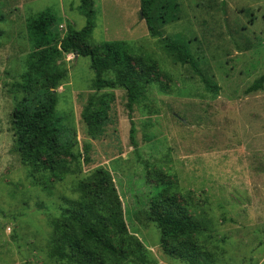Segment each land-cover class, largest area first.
Masks as SVG:
<instances>
[{
    "label": "rangeland",
    "instance_id": "rangeland-1",
    "mask_svg": "<svg viewBox=\"0 0 264 264\" xmlns=\"http://www.w3.org/2000/svg\"><path fill=\"white\" fill-rule=\"evenodd\" d=\"M174 1L178 19L158 24L160 31L183 40L219 90L166 53L140 16L141 0H94L93 41H124L156 64L132 112L125 88L99 93L115 98L103 133L92 136L83 119L95 93L91 59L60 60L69 73L57 114L75 130L76 157L63 156L56 177L24 163L12 116L27 55L48 43L45 37L59 43L86 25L81 0H0V264H72L55 251L63 242L57 227L94 223L72 211L84 185L94 190L99 169L112 178L127 226L126 235L111 234L126 254L118 264H191L167 250L157 206L201 222L194 238L213 250L217 264H264V88L247 92L264 74V0ZM41 14L54 20L30 22Z\"/></svg>",
    "mask_w": 264,
    "mask_h": 264
},
{
    "label": "trees",
    "instance_id": "trees-1",
    "mask_svg": "<svg viewBox=\"0 0 264 264\" xmlns=\"http://www.w3.org/2000/svg\"><path fill=\"white\" fill-rule=\"evenodd\" d=\"M80 9L86 17V25L81 30L69 29L59 43H51L47 36L45 39L48 43L37 46L27 55L18 84L22 98L12 116V124L17 132V148L24 163L33 172L45 171L56 177L63 174L61 158L76 157L73 143L75 130L57 114L58 89L69 73L60 60L69 54L91 59V68L95 73L92 89L95 93L89 98L83 119L92 136L103 133L109 120V103L115 98L114 94L99 93L117 87L125 88L129 98L128 108L132 112L156 64L151 53L134 49L124 41L94 42L92 36L97 27L94 0H81ZM141 11L148 30L153 37L159 38L166 53L176 61L190 65L206 87L217 92L219 87L211 83L201 70L188 45L180 38H165L158 27V24L160 26L178 19V3L174 0L166 3L141 0ZM51 20H54L51 14L50 18L41 14L37 20L32 19L30 22ZM44 40L41 39V42ZM135 62L142 66L143 74L138 73ZM263 88L264 74L254 81L247 92ZM91 179L95 184L94 190L89 191L90 188L84 185V198L79 202L78 210L72 213L82 218L93 216L94 223L85 226L74 221L58 226L63 242L56 246L55 251L62 259L72 261V264H118L126 254L122 248H117L111 234H127L121 201L107 171L99 169ZM154 219L170 254L176 253L191 264H217L218 259L213 250L206 245L201 246L199 237L194 238L201 232V222L182 209L159 206L155 208ZM130 247L138 251L141 246L132 244Z\"/></svg>",
    "mask_w": 264,
    "mask_h": 264
},
{
    "label": "water",
    "instance_id": "water-1",
    "mask_svg": "<svg viewBox=\"0 0 264 264\" xmlns=\"http://www.w3.org/2000/svg\"><path fill=\"white\" fill-rule=\"evenodd\" d=\"M140 16L141 18H144L142 11H140Z\"/></svg>",
    "mask_w": 264,
    "mask_h": 264
}]
</instances>
